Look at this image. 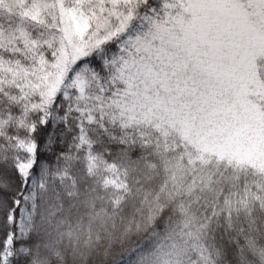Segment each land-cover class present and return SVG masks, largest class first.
Listing matches in <instances>:
<instances>
[{"label": "snow or ice", "instance_id": "1", "mask_svg": "<svg viewBox=\"0 0 264 264\" xmlns=\"http://www.w3.org/2000/svg\"><path fill=\"white\" fill-rule=\"evenodd\" d=\"M0 264H264V0H0Z\"/></svg>", "mask_w": 264, "mask_h": 264}]
</instances>
